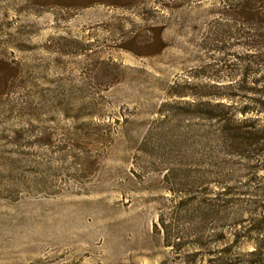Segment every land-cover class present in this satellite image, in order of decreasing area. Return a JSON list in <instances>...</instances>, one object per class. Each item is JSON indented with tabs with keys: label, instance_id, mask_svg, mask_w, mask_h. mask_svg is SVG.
Masks as SVG:
<instances>
[{
	"label": "rangeland",
	"instance_id": "rangeland-1",
	"mask_svg": "<svg viewBox=\"0 0 264 264\" xmlns=\"http://www.w3.org/2000/svg\"><path fill=\"white\" fill-rule=\"evenodd\" d=\"M0 264H264V0H0Z\"/></svg>",
	"mask_w": 264,
	"mask_h": 264
},
{
	"label": "trees",
	"instance_id": "trees-1",
	"mask_svg": "<svg viewBox=\"0 0 264 264\" xmlns=\"http://www.w3.org/2000/svg\"><path fill=\"white\" fill-rule=\"evenodd\" d=\"M241 13L244 11V9H240Z\"/></svg>",
	"mask_w": 264,
	"mask_h": 264
}]
</instances>
